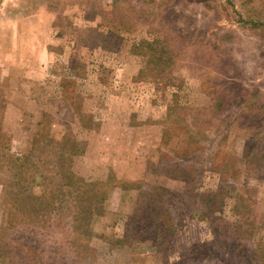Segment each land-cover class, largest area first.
I'll return each mask as SVG.
<instances>
[{"label":"rangeland","instance_id":"rangeland-1","mask_svg":"<svg viewBox=\"0 0 264 264\" xmlns=\"http://www.w3.org/2000/svg\"><path fill=\"white\" fill-rule=\"evenodd\" d=\"M115 1L0 0V264H264L257 260L264 257V162L245 176L244 156L247 141L260 147L258 161L264 154V0H117L123 8L114 12ZM143 39L160 40V64L136 46ZM35 58L26 72L23 64ZM198 128L199 148L175 157ZM165 131L181 136L160 148ZM73 132L88 144L74 159L77 175L98 181L105 164L118 181L112 191L99 183L80 190L94 194L82 201L93 216L65 196L74 188L61 176L60 152L70 166ZM16 158L24 162L19 172ZM181 160L186 175L202 172V191L224 181V234L190 215L185 191L184 216L170 207L172 217L159 220L168 227L160 246L130 235L134 185L183 193L184 182L162 172ZM232 164L238 170L223 176ZM231 185L239 195L230 196ZM24 189L55 193L48 221L40 218L45 199L22 200ZM249 195L256 216L244 221L246 240L229 237L248 216L233 210L236 202Z\"/></svg>","mask_w":264,"mask_h":264},{"label":"trees","instance_id":"trees-1","mask_svg":"<svg viewBox=\"0 0 264 264\" xmlns=\"http://www.w3.org/2000/svg\"><path fill=\"white\" fill-rule=\"evenodd\" d=\"M120 4H118L117 0L115 3L112 5V9L114 12H117L119 10H122L123 7H119ZM160 40H148V39H143L141 42L138 43L136 46L140 47H147L148 49L152 50V55L158 59V64L161 62V57H160V52H159V45ZM194 119H197L196 117L192 118V121L194 123ZM145 122V121H144ZM184 125L187 127L192 125V122H188L187 120L184 122ZM172 130V128L170 129ZM169 131V129H168ZM168 131H165L164 136L162 137L160 143L158 146L165 147L171 144L173 136H178L179 133H175L174 135H170ZM202 134H204V131H202L201 128H198L195 132H192L189 134L188 139L189 143L187 144L186 147L181 146L180 148H174V155L175 157H181L183 160L188 158V152L193 149H197V141H199L198 138H201ZM205 135V134H204ZM227 135V133H226ZM179 136H181L179 134ZM64 139H67V136L64 134L63 135ZM69 139V137H68ZM246 149L244 151V156L246 158V167H245V176H255L253 173V169L256 170H261L262 163L264 162V154L263 157H261V161H258V153L260 152V147H256L258 150L255 149V146L252 149H249L251 143L249 141L245 142ZM202 143L200 142V146ZM88 144L86 146V143L82 140H80L76 134L73 132L72 136V144L70 145L72 152V157L73 160L69 162L70 166L68 165V160H66V155L64 152L61 153L60 157V162H61V176L65 180L66 185L69 187H73L74 191H69L68 194H65L66 197H74L76 198V203L80 202L82 205L83 199L87 198L88 196L91 198H94V194L88 195L87 191H80L81 189L84 188L85 185L88 186H95L99 183V185L106 186L108 190L112 189L113 186L117 185V179L115 177H112L111 179L108 175L107 179H98V181H86L84 177H80L77 175V173L73 170V165H74V159L78 155H83L86 153ZM199 148V147H198ZM263 151V150H262ZM187 154V155H180V154ZM190 153L189 155H191ZM261 154V153H260ZM179 161L178 163H173L169 167L170 169H165L162 170L163 175H167L169 177H173L174 179L180 180L184 182L185 188L183 190V193L180 191H174L173 189L151 184V188L149 190L144 189V186H140V182L134 185V188L138 190V195L135 201V204L133 206V211L129 215L127 219V231L130 235L137 236L139 239L142 240H152L155 244L160 246V242L164 239V236H167L163 234L162 224L159 222V220L162 218L163 214H166V218L170 219L172 217V209L174 210L176 215H179V218H182L184 215L182 213L184 211H181L178 206L182 204H188V201L184 200V192L186 194H189V197L191 198V204L194 203V211H191L190 215L194 217H204L205 220H208L209 224L211 225L214 233L218 237L220 234H224L220 232L221 226L219 225V221L222 217L221 213L224 209V207L227 204V197L228 196V191L227 187L223 185L224 181H221V184L219 186V189L216 191H202L200 189V173L202 172H197L196 169L191 170L188 175L187 173V168H184L182 166V161ZM19 161L17 167H18V172L19 170L24 166V162L21 158H16L14 162L16 163ZM225 162L222 160V164ZM224 166V165H221ZM235 169L238 170L236 167H234V164H232L227 171H225L224 167L222 170V175L224 176L225 174H228L230 169ZM18 172L16 174V178L18 177ZM151 172L157 173V171L152 170ZM252 174V175H251ZM21 176V174H20ZM97 180V179H96ZM119 180V179H118ZM224 180V178L222 179ZM228 186V184H226ZM150 186V185H149ZM232 189L230 192V196L232 195H239L238 191L236 190L237 186L231 185ZM245 187V185H243ZM125 188H128L127 186ZM24 189V193L20 194L19 192V197L22 198V200H33V199H38L39 197H42L45 199L44 204L47 206H43V212L46 214L44 218L40 217L42 221H48L50 217H52V209L51 206H53L54 201L53 199L50 198V196L55 195L53 191H47L44 192L43 194L39 195V193H34V192H26ZM112 191V190H110ZM109 191V192H110ZM109 192L107 191L105 197L101 199L100 201H104L107 199ZM47 194H50L49 197H47ZM17 194L14 193V196ZM146 198L148 200L146 201ZM240 199H238V203L236 202L235 208L233 209L235 212L238 214H242L243 212H246L248 216L245 214H242L240 219H239V224L238 227L234 230L235 233H229V237H232L234 239H237L239 236L240 238H244L247 234V227H245V220H247L250 216H256L255 213V205H256V200L253 196H247L246 198H243L240 202ZM172 209H171V208ZM82 208L86 211V213L89 216H93V210L90 208V204L86 203V205H82ZM152 213V214H148ZM50 214V215H49ZM146 215L150 216L149 218L146 217ZM175 215V216H176ZM214 215L213 221L211 222V216ZM169 217V218H168ZM89 225V224H88ZM247 226V225H246ZM168 227L166 226L163 230H167ZM126 231V233H127ZM168 231V230H167ZM127 233V234H128ZM128 234V235H129ZM170 234V233H169ZM144 237H141V236ZM238 238V239H240ZM246 240V239H245ZM156 245V246H157ZM262 252H264V249H261ZM8 255H11L10 253H7ZM257 256V253L255 254ZM257 260L260 263L264 262V257H258Z\"/></svg>","mask_w":264,"mask_h":264},{"label":"crops","instance_id":"crops-1","mask_svg":"<svg viewBox=\"0 0 264 264\" xmlns=\"http://www.w3.org/2000/svg\"><path fill=\"white\" fill-rule=\"evenodd\" d=\"M4 5H5V4H4ZM4 5H2V6H4ZM7 23H9V24H8L9 26H11V25L14 26V28H16V27L19 26V23H16V24H13V22H7ZM5 24H6V22L3 21V20H1V21H0V28L3 29V28L5 27ZM16 35H17V34H16ZM17 37H18V36H17ZM2 58H4L5 61H8V62H9V64H7L8 66H10V65H14V62H13L14 60H12L13 57L6 56V57H2ZM37 59H38V58H35L33 61L28 60L27 63L23 64V67H29V68H31V69H26V72H27V71H34V70H35L34 66H32V65H37V64L35 63ZM42 61H44L43 58H42V59H39V65L42 64ZM47 67H48V66H47ZM1 74H5V75H6V72H4V70L2 69V73H1ZM24 76H25L26 78H31L32 75H24ZM75 77H78V76H75ZM102 88H104V87H101V85H94V86H93V90H96V91H102ZM77 90H78V92H79L80 90H82V86H78ZM80 96H83V97H84V93L82 92ZM142 119L146 120V118H142ZM159 139H160V137H159ZM146 141H147V140H146ZM109 172H110L109 167H108L107 165L104 164V165H101V168H100V170H99L98 175L100 176L101 179H104V178H107V177H108ZM132 202L134 203L133 200H132Z\"/></svg>","mask_w":264,"mask_h":264}]
</instances>
